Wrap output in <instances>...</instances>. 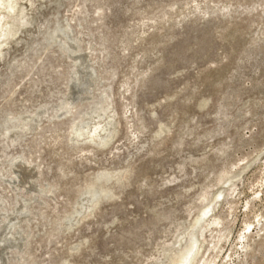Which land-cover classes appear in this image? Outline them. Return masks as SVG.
Instances as JSON below:
<instances>
[{"label":"rangeland","instance_id":"374dc122","mask_svg":"<svg viewBox=\"0 0 264 264\" xmlns=\"http://www.w3.org/2000/svg\"><path fill=\"white\" fill-rule=\"evenodd\" d=\"M191 231L264 264V0H0V264H175Z\"/></svg>","mask_w":264,"mask_h":264},{"label":"bare ground","instance_id":"6f19581e","mask_svg":"<svg viewBox=\"0 0 264 264\" xmlns=\"http://www.w3.org/2000/svg\"><path fill=\"white\" fill-rule=\"evenodd\" d=\"M109 113L110 111L108 110L106 114H97L95 116L94 123L92 125L86 126L83 130L75 129V132H77L76 133L77 137L78 135H83V139L93 140L92 134H97L98 139L106 141L107 136L111 135L112 133V126H113L112 121L109 120L112 119V115L111 114L109 115ZM212 202L210 203V205L212 204ZM259 222L260 220H258V224ZM218 226H220L218 219H214L213 221L207 224V228H210L212 231L216 230ZM255 228L256 226L253 225L252 223H248V225H246L247 233L248 232L252 233ZM185 240L186 241L184 242V245H182L179 251H177V253L175 254L177 256V260L175 261L176 262L175 264H193V262L197 258L196 256L199 250V246H198L199 240L196 237L194 231L189 232ZM240 246H241V250H244V248H246L247 245L243 242H240ZM201 261L202 259L199 260L198 264H201Z\"/></svg>","mask_w":264,"mask_h":264}]
</instances>
